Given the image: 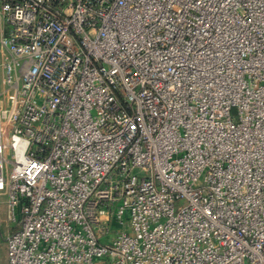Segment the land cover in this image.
Here are the masks:
<instances>
[{
    "label": "built area",
    "instance_id": "1",
    "mask_svg": "<svg viewBox=\"0 0 264 264\" xmlns=\"http://www.w3.org/2000/svg\"><path fill=\"white\" fill-rule=\"evenodd\" d=\"M0 17V264H264V0Z\"/></svg>",
    "mask_w": 264,
    "mask_h": 264
},
{
    "label": "rangeland",
    "instance_id": "2",
    "mask_svg": "<svg viewBox=\"0 0 264 264\" xmlns=\"http://www.w3.org/2000/svg\"><path fill=\"white\" fill-rule=\"evenodd\" d=\"M2 3H3V0H0V10H1V8H2ZM0 27H1V17H0ZM231 117H232V120L233 121H237V119H238V114H237V110L236 109H233L232 111H231ZM181 205V202H178L177 204H176V208H178L179 206ZM5 211H6V205H5V198L2 196V195H0V220L2 221V220H5V218H6V213H5ZM2 226H3V229L5 230V229H7V228H10V230H13V229H17L18 227H16L14 224H12V225H9L8 227H7V224L6 223H2ZM16 227V228H15ZM3 230V231H4ZM7 255V246H6V243L3 241L2 243H1V256L4 258L5 256Z\"/></svg>",
    "mask_w": 264,
    "mask_h": 264
}]
</instances>
